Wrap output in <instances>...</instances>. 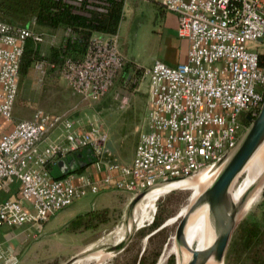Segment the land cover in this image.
I'll return each mask as SVG.
<instances>
[{"label": "built area", "instance_id": "1", "mask_svg": "<svg viewBox=\"0 0 264 264\" xmlns=\"http://www.w3.org/2000/svg\"><path fill=\"white\" fill-rule=\"evenodd\" d=\"M64 2L79 7L83 0ZM158 2L176 15L177 35L188 42L187 60L174 67L155 61L144 71L149 112L129 165L111 160L96 120L41 111L14 120L25 44L30 40L36 48L45 35L0 22V194L15 187L19 192L0 200V228L47 222L89 195L121 192L134 200L211 170L236 148L249 126L246 118H255L264 104V0ZM94 3L88 8L105 12L104 1ZM118 42L117 34H95L82 61L64 59L63 79L84 100L103 98L126 67ZM45 65L37 62L33 71L44 74ZM83 151L102 177L94 178L90 168L52 176L58 160ZM11 260L16 264L0 250V264Z\"/></svg>", "mask_w": 264, "mask_h": 264}, {"label": "rangeland", "instance_id": "2", "mask_svg": "<svg viewBox=\"0 0 264 264\" xmlns=\"http://www.w3.org/2000/svg\"><path fill=\"white\" fill-rule=\"evenodd\" d=\"M139 2V7L133 6V2L131 8L128 7L118 30L119 48L131 68L126 72V67L124 68L103 98L95 102L84 100L67 85L61 67L52 69L45 65L44 74H37L31 69L23 80L20 77L18 97L13 109L14 120L16 122L30 120L38 111L50 115H67L85 123L87 120H96L107 135V148L111 160L115 159L121 165L131 164L135 145L140 132L145 128L143 126L148 115V78L143 74L155 61H162L160 59L154 61L159 57L158 47L163 37L160 34L162 29L158 9L153 2L148 3L146 0ZM29 27L45 35V42L36 48L46 56L49 55L51 48L64 44L68 36L63 29L52 31L39 28L33 23H30ZM18 98L21 102H18ZM123 99H126L125 103H122ZM58 135L57 131L50 138L56 139ZM54 167L51 174L53 177H59L60 170L58 166ZM243 180L244 177L238 178L234 188ZM157 190L159 189L149 194ZM191 195V191L175 189L161 196L156 202L155 213L149 222H141L139 201L131 205V197L125 193L89 195L60 211L55 220L45 228L31 232V236L34 234L39 236L35 240L38 244L32 247L31 243L21 245L20 241L24 238L10 235L9 229H0V242L2 239L5 240L0 248L14 256L21 253L27 258L36 255L35 260H44L40 264H56L58 261L68 259L84 244L90 243L76 258L85 259L102 251L107 257L104 264H139L141 260V264H158L163 254H166L164 264H177L176 256L171 254L169 244L181 218L171 225L166 224L178 218L188 205ZM92 207L107 212L108 216L105 223H99V219L97 220V228L86 229L79 226L83 229L81 233L53 229L55 226H64L72 219L68 217L74 215V222L65 225L70 227L76 223L77 216ZM152 218L153 221L155 219L161 223L156 229L153 228ZM253 223L260 227V237L258 246L250 249L243 244L238 231L245 225ZM163 224L166 227L160 229ZM129 233L133 234L122 252L115 256L105 252L114 240L122 235L126 238ZM256 255L264 260V193L246 216L236 221L223 263L253 264Z\"/></svg>", "mask_w": 264, "mask_h": 264}, {"label": "trees", "instance_id": "3", "mask_svg": "<svg viewBox=\"0 0 264 264\" xmlns=\"http://www.w3.org/2000/svg\"><path fill=\"white\" fill-rule=\"evenodd\" d=\"M95 1H104L106 5L102 7L105 12L88 8L97 7ZM123 8L124 0H83L79 7L69 5L64 0H0V22L16 27H29L33 23L47 30L63 29L68 34L65 43L51 48L48 56L42 55L33 42L28 40L20 59L19 79L21 77L23 80L37 62H44L54 69L61 67L67 58L76 62L82 61L95 34L118 33L123 19ZM129 68L131 67L127 64L125 72ZM98 219L99 223H105L108 219L107 212H88L76 219L73 226L97 228ZM152 225L156 229L161 223L154 219ZM238 235L247 248H256L260 227L256 223L247 224L239 229ZM254 258L253 264H264V260L257 255ZM141 262L142 260L139 264Z\"/></svg>", "mask_w": 264, "mask_h": 264}, {"label": "bare ground", "instance_id": "4", "mask_svg": "<svg viewBox=\"0 0 264 264\" xmlns=\"http://www.w3.org/2000/svg\"><path fill=\"white\" fill-rule=\"evenodd\" d=\"M220 170L221 167L215 171H202L189 179L172 182L166 187L160 188L151 194H149L150 192L147 193L149 195L146 194L138 203V209L140 208V217L142 219L141 222H149L155 213L156 202L161 196L166 195L175 189L192 192L188 205L181 211L178 218L166 224V226H168L175 223V221L177 222L179 218H181V220L186 218L182 234L185 246L178 243L174 236H172L169 244L171 246L170 252L176 256L177 264H187L190 261L192 254L188 248L198 251L207 250L217 239L218 229L212 222L208 206L202 205L191 212L189 210L195 201L203 194L204 190L218 176ZM242 177H244V180L238 185V187L231 190V201L237 207L236 221L243 219L257 204L264 193V142L243 168L239 178L241 179ZM136 216L138 215L136 214ZM132 234L133 233H129L126 238L122 235L119 239L114 240L111 247L128 241ZM106 258V255L100 251L85 259L79 258V260L73 264H104V259ZM166 258L167 255L163 254L158 264H164ZM204 264L224 263H217L212 257H210Z\"/></svg>", "mask_w": 264, "mask_h": 264}, {"label": "water", "instance_id": "5", "mask_svg": "<svg viewBox=\"0 0 264 264\" xmlns=\"http://www.w3.org/2000/svg\"><path fill=\"white\" fill-rule=\"evenodd\" d=\"M246 120L249 126L238 142V145L211 169L215 171L221 167L218 176L204 190L203 194L189 210L191 212L202 205H207L212 222L218 229V236L214 244L207 250L198 251L188 248L192 256L187 264H204L210 257L217 263L223 262L226 248L236 227L237 207L231 201V190L234 188L245 165L264 142V104L255 118L248 117ZM56 166L60 170L59 177L76 172L81 168L73 155L58 160ZM144 195H138L132 200L131 205L140 201ZM185 223L186 218H183L178 223L174 234L175 240L181 243V245H184L182 234ZM164 225L160 229L165 227ZM128 241L109 247L105 252L115 256L124 250ZM76 257L71 258L65 264H73L78 261L79 258ZM13 261L11 260L7 264H12Z\"/></svg>", "mask_w": 264, "mask_h": 264}, {"label": "crops", "instance_id": "6", "mask_svg": "<svg viewBox=\"0 0 264 264\" xmlns=\"http://www.w3.org/2000/svg\"><path fill=\"white\" fill-rule=\"evenodd\" d=\"M132 2L134 3L133 6L135 7H139L140 6V2L139 0H124V8H123V19L125 18V13L128 10V7L131 8ZM146 2H153L154 6L158 9V15H159V19L161 22V35L163 36L161 41L159 42V57L155 58L154 61L156 59H160L162 60L163 63L167 64L170 67H174L178 64H183L186 62L187 60V51H188V42L186 39H182L179 38L177 35V18L176 15L166 11L158 2V0H146ZM122 19V20H123ZM121 24V22H120ZM120 27V26H119ZM118 35V33H117ZM147 107H148V112H149V106H148V102H147ZM148 116V115H147ZM147 119V117L145 118ZM20 121V120H18ZM146 122V120H145ZM145 125V123H144ZM144 128V126H143ZM106 148H107V143H106ZM108 149V148H107ZM74 156V155H73ZM77 164H79L81 166L80 169H87L90 168L93 172V177L94 178H100L103 176L102 173H96L94 171V167L93 164L91 163V156L89 155V153L87 151H83L77 155L74 156ZM114 161H116L115 159H113ZM55 168V167H53ZM52 168V170H53ZM84 170V169H83ZM79 171V170H78ZM57 178V177H56ZM18 189L15 187L13 189H11L9 192H2L0 194V200H5L7 198H15L18 197ZM104 194H108V193H104ZM102 194V195H104ZM100 196V195H99ZM95 210H100V209H95L94 207L92 208H88L87 210L84 211V213L79 216H77L76 218L78 219L80 216L85 215L88 212L91 211H95ZM62 211V210H61ZM60 213V212H58ZM58 213L52 217L50 220H48L47 222L41 223V224H35V225H24L22 227H16V228H7L10 231V235L12 236H17V237H21L24 238L20 241V244H30V247L38 244L37 242H35V240L32 242V236H31V232H36L42 228H45L46 226H48L52 221L55 220V218L57 217ZM74 215H71L68 218H72L70 221L66 222L65 225H68V223L70 224V222H74L73 219ZM74 224V223H73ZM73 224L70 225V227L67 226H55L53 229L55 231H70V232H83V229H80L79 226L75 225L73 226ZM64 227V228H63ZM79 228V229H77ZM2 229V228H0ZM87 231V230H85ZM5 242V240L2 239V241L0 242V246ZM90 245V243H86L84 244L80 249H78L73 255L69 256L68 259L63 260V261H58V263L56 264H64L63 262H66L67 260L77 256L80 252H82L85 248H88V246ZM1 252L3 253V256L6 260H10L13 258L17 259L16 264H40V262H43L44 260H35L36 255H33L29 258H27V256L23 253H21L20 255L19 250H17V252H14V254H18L17 256L11 255L10 252H8L7 250L0 248Z\"/></svg>", "mask_w": 264, "mask_h": 264}]
</instances>
